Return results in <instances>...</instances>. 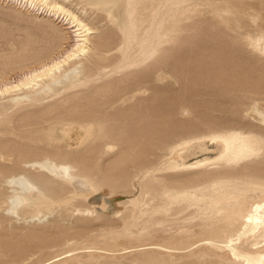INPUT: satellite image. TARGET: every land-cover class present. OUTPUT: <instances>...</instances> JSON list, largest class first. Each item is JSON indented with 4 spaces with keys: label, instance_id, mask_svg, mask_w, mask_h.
<instances>
[{
    "label": "rangeland",
    "instance_id": "obj_1",
    "mask_svg": "<svg viewBox=\"0 0 264 264\" xmlns=\"http://www.w3.org/2000/svg\"><path fill=\"white\" fill-rule=\"evenodd\" d=\"M26 1L0 0V90L30 79L75 45L67 31L70 38L54 42L52 28L62 29L63 23L35 15L23 6ZM169 2L188 6L191 15L147 59L141 51L144 32L126 41L104 17L90 11L86 16L77 2H60L94 29L89 54L81 60L88 74L64 92L67 78L21 105L0 102V264H247L233 254L246 221L219 215L213 188L243 191L256 182L264 192V151L233 167L193 170L176 169L171 150L229 131L264 139V127L249 112L264 103V56L250 50L245 39L264 35V0ZM102 41L113 50L99 55ZM123 47L129 54L120 51ZM87 124L94 125L88 141L67 132L70 125ZM204 145L210 151L198 152L189 163L222 151L216 141ZM45 158L71 165L98 192L90 200L78 193L53 206L52 213L26 208L13 217L6 212L8 177L27 174L56 201L77 190L27 166ZM248 194V201H261ZM102 202L105 209L97 206ZM252 244L240 248L264 255V238ZM255 264H264V257Z\"/></svg>",
    "mask_w": 264,
    "mask_h": 264
},
{
    "label": "bare ground",
    "instance_id": "obj_2",
    "mask_svg": "<svg viewBox=\"0 0 264 264\" xmlns=\"http://www.w3.org/2000/svg\"><path fill=\"white\" fill-rule=\"evenodd\" d=\"M5 1L12 3L13 0ZM59 1L63 4L77 2L76 5H82L80 9L83 10V14L86 16L88 15V11H90L92 14H97V17L101 19L104 17V20L106 19V21L108 20L112 23V30H116L117 32L118 30L121 31V35L124 36L126 41L132 42L139 32H144L146 38L144 40L145 43L142 44L143 48L141 51H147V55L145 57L146 59L150 58L154 53H157V51L163 48L164 44L167 42V38L172 35L173 32L175 33L178 30L186 15L189 14V10L187 11L188 13L185 10L188 6L183 8L184 6L177 3L178 8H175L173 7L174 3H172V5L169 0ZM60 2H58V0H28L23 6H25L29 11H33L34 13L36 12L35 15L52 18V21H56L58 24L63 23L62 25L64 27H62V29H59L55 26L52 28L53 37L55 38L54 42H61L70 38L64 33V31H67L72 35V38L75 39V45L64 58H60L61 60L54 61L52 64L43 65L39 72L34 73L30 79H26L15 84L13 83L12 85H4L0 90V102L3 100L7 103L13 102L15 104L21 105L28 102V99L32 94L47 95L53 84L59 81L61 82L66 78L69 80V82L67 81L68 83L63 84V87L61 85V88H64L63 92L64 90H67L69 86L80 83L83 79H85L83 77L84 73L86 72L85 68L81 66V60H83V58L89 54V38L94 34V29L89 27L80 16L75 14V12L66 9V7L60 4ZM22 3L23 1L20 4L22 5ZM38 6L39 9H37ZM197 11L200 13V10L197 9ZM217 12L221 13L220 11ZM190 15L191 14L187 15V18H189ZM228 23L225 22L227 27ZM133 34L136 35L132 36ZM118 35L120 36V32H118ZM245 39L250 50L264 56V35H248L245 37ZM107 45L108 44L106 41L104 43L103 41L101 42L98 48L99 55L109 53L113 50L112 48H108ZM121 50L125 51V53L128 52L127 47H123L120 49V51ZM98 89L100 90V88ZM53 93V95L56 96L60 92L57 91ZM44 98L46 97L43 96L41 100ZM249 112L254 120L257 121L260 126L264 127V103H256ZM67 128V132L70 131L72 134L78 133V135H84V139L86 141L94 136V125L91 124L83 126L70 125ZM207 141H216L219 143L222 146L221 153L214 158H205L194 163H189L188 161L198 152L205 153L210 151L208 147L204 145V143ZM263 151V138L252 133H243L240 131H229L208 136L206 135L201 138L185 141L171 150L173 154L172 158L176 162V169L182 168L193 170L204 169L211 165H221V168L233 167L241 162H246L258 157ZM178 159L182 161L181 165L178 164ZM27 166L29 168H36L40 171H43L52 177L63 179L73 187L75 185L79 191L74 188L75 193L70 195L71 197H67V199L63 201H56L49 197L46 194L45 189L37 185L27 174L8 177L5 180V184L10 189L9 195L7 197V203L9 204V207L6 209V212L13 217L18 218L20 213L26 208H34L39 212L44 209L50 210L49 212H54L55 207L53 206L70 202L71 199L78 196V193H81L80 195L84 199L87 198L90 200V197L98 192V190L95 189L94 186H92L89 181H87V179L76 174L71 165L58 163L54 160H51L50 158H45L44 160L28 164ZM248 186L250 187L243 191H229L228 189L226 190V186H216V188L214 187L213 189L215 190L213 191H215L217 198H215L216 200L213 207L219 215L234 214L240 216L241 219L246 221V226L244 227L239 241L233 247V254L244 257L247 264H255L257 261H259V259L264 257V255L255 257L250 253L244 252L240 246L244 245L250 240H253L252 245H259L260 238H264V192H262V185L256 182H252V184L249 183ZM251 192L260 195L261 201H248L250 198L248 193ZM97 206L105 209L106 203L102 202ZM77 212L82 213L80 209L77 210L76 213ZM83 213L89 215L94 214L95 211L85 210Z\"/></svg>",
    "mask_w": 264,
    "mask_h": 264
}]
</instances>
